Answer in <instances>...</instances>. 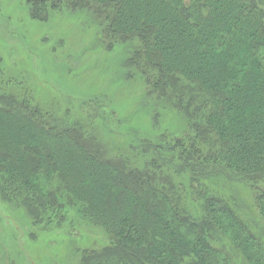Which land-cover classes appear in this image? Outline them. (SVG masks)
<instances>
[{
	"label": "trees",
	"instance_id": "obj_1",
	"mask_svg": "<svg viewBox=\"0 0 264 264\" xmlns=\"http://www.w3.org/2000/svg\"><path fill=\"white\" fill-rule=\"evenodd\" d=\"M28 2L42 20L93 12L187 129L116 152L90 120L11 86L0 59L2 198L48 228L71 211L100 226L105 244L77 249L80 264H264V0Z\"/></svg>",
	"mask_w": 264,
	"mask_h": 264
},
{
	"label": "rangeland",
	"instance_id": "obj_2",
	"mask_svg": "<svg viewBox=\"0 0 264 264\" xmlns=\"http://www.w3.org/2000/svg\"><path fill=\"white\" fill-rule=\"evenodd\" d=\"M127 57L126 45L102 42L99 21L86 8L64 4L42 20L28 0H0V59L10 85H27L36 102L55 105L60 116L90 120L114 151L135 155V136L181 135L187 121L149 95L142 76H129ZM101 230L74 211L60 227L35 224L25 208L0 195V264H80L77 249L105 244Z\"/></svg>",
	"mask_w": 264,
	"mask_h": 264
}]
</instances>
